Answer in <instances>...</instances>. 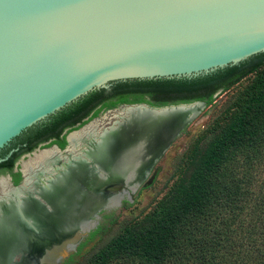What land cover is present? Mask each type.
I'll use <instances>...</instances> for the list:
<instances>
[{
	"label": "water",
	"instance_id": "obj_1",
	"mask_svg": "<svg viewBox=\"0 0 264 264\" xmlns=\"http://www.w3.org/2000/svg\"><path fill=\"white\" fill-rule=\"evenodd\" d=\"M262 53L264 0H0V150L93 91L194 79Z\"/></svg>",
	"mask_w": 264,
	"mask_h": 264
},
{
	"label": "trees",
	"instance_id": "obj_2",
	"mask_svg": "<svg viewBox=\"0 0 264 264\" xmlns=\"http://www.w3.org/2000/svg\"><path fill=\"white\" fill-rule=\"evenodd\" d=\"M251 75L181 158L173 184L151 211L123 223L81 264H264V53L194 79L128 81L115 90L148 92L161 105L202 99L206 92L209 105L218 89L227 91ZM106 92L93 91L47 119L49 124L88 114Z\"/></svg>",
	"mask_w": 264,
	"mask_h": 264
},
{
	"label": "bare ground",
	"instance_id": "obj_3",
	"mask_svg": "<svg viewBox=\"0 0 264 264\" xmlns=\"http://www.w3.org/2000/svg\"><path fill=\"white\" fill-rule=\"evenodd\" d=\"M204 108L198 103L157 112L135 106L101 129L90 126L72 134L67 156L53 154L42 173L27 180L31 189L12 191L0 200V264H17L52 242L59 243L60 255L73 250L66 240L75 232L73 244L78 245L81 234L97 226L102 210L137 193L173 137Z\"/></svg>",
	"mask_w": 264,
	"mask_h": 264
},
{
	"label": "rangeland",
	"instance_id": "obj_4",
	"mask_svg": "<svg viewBox=\"0 0 264 264\" xmlns=\"http://www.w3.org/2000/svg\"><path fill=\"white\" fill-rule=\"evenodd\" d=\"M252 77V75L248 76L247 78L243 79L238 84L233 86L231 89L220 93L213 99V102L211 104L206 105L200 115H198L197 118L189 123L173 141L169 149L164 153V156L160 159L158 164L153 169L150 179L147 180V182L141 188H139L137 193L133 194L132 196L131 194H129L128 196L125 194L122 200L114 202L111 207L102 210L99 214L97 226L94 229H89L81 234L83 236L81 244L85 242L86 239L96 230L101 229L100 232L94 237V239L89 241L82 248L81 252H78V249L71 250L69 252V255L63 260V262H66L70 257L73 256V260L69 264H81L83 259L92 249H94L96 246H99L110 236L116 234L123 223L142 218L145 214L151 211L157 201H159L167 193L168 189L173 184L175 169L179 164L181 158L185 155L188 149L198 139H200V137H202L205 131L217 119V117L227 106V104L233 99V97L247 86ZM120 108L102 111L96 118H94L91 125L96 127L97 129L105 127L111 122V120H113L114 116L118 115V113L124 110H120ZM42 153L37 155V159L39 158L40 165L42 166L41 171L35 175L28 177L27 179L35 178L37 175L42 173L46 166V161L50 159L53 154L56 157L61 156L56 155L52 151L47 152L46 154L41 156ZM152 177L153 180L149 185ZM25 188H31V185H28V182H26ZM74 234L75 232L72 234V236H70L68 240H66V246H72ZM38 252L41 251H35L31 255H26L23 259L17 261L16 263L53 264V261L50 259L51 256L53 259L61 254V250L59 248L56 251L54 250L53 252L51 249L45 250V252H43V258L41 257V254H38ZM45 254L49 255L48 260H45Z\"/></svg>",
	"mask_w": 264,
	"mask_h": 264
},
{
	"label": "flooded vegetation",
	"instance_id": "obj_5",
	"mask_svg": "<svg viewBox=\"0 0 264 264\" xmlns=\"http://www.w3.org/2000/svg\"><path fill=\"white\" fill-rule=\"evenodd\" d=\"M117 85L118 83L113 84L109 89H107L106 98H103V100H98L97 103L92 106V109L88 112V114L82 113L80 116H77L76 119L68 120L58 127L52 126L51 124H49L50 120H46L25 131L19 137L10 142L5 148L1 149L0 200L4 199L8 193L15 191L16 187H22L21 189L23 190L31 189L32 185L31 188H25L26 182L27 180H29L27 178L37 174L42 169L39 158L37 159V155L43 152L41 154V156H43L47 152L52 151L56 155L64 156L66 150L70 146L69 137L74 134V132L81 130L83 126L94 120L93 118L92 120L88 121L93 115H95L97 111H100L99 113L104 111L103 105H106L107 103H116L115 107L112 109H118L120 107L125 108L128 106L142 104L155 108H161L169 105L191 104L196 102L208 105V101L210 99L208 97L209 93L207 94L206 92H204L200 94L204 96V98L202 99H195L189 102H179L176 104L170 103L161 105L158 103L159 101L157 100V98H153V96L148 92L132 89H126L124 91L122 90L120 92H116L117 90H115V88L117 87ZM222 92H224L223 88L218 89L212 95V99L217 97ZM124 97H127L129 101L121 102V99ZM84 122L87 123L82 125V123ZM63 142H65L64 146ZM44 182L45 180L42 179L41 183L43 184ZM80 244L77 245L75 250L78 249ZM63 260L61 261V263L63 262Z\"/></svg>",
	"mask_w": 264,
	"mask_h": 264
}]
</instances>
